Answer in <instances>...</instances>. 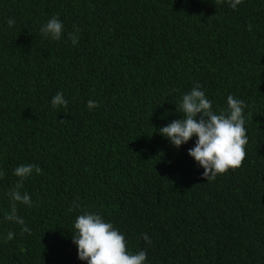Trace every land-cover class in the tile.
I'll return each instance as SVG.
<instances>
[{
    "label": "trees",
    "instance_id": "16d2710c",
    "mask_svg": "<svg viewBox=\"0 0 264 264\" xmlns=\"http://www.w3.org/2000/svg\"><path fill=\"white\" fill-rule=\"evenodd\" d=\"M53 16L58 41L40 32ZM197 85L217 114L229 95L247 105L246 158L211 181L188 155L196 137L177 148L158 132ZM28 164L42 169L17 203L30 235L4 219ZM0 171V264H87L83 212L145 264H264V0H0Z\"/></svg>",
    "mask_w": 264,
    "mask_h": 264
},
{
    "label": "clouds",
    "instance_id": "9594fccd",
    "mask_svg": "<svg viewBox=\"0 0 264 264\" xmlns=\"http://www.w3.org/2000/svg\"><path fill=\"white\" fill-rule=\"evenodd\" d=\"M223 0H215L216 4ZM232 9H236L243 0H227ZM16 21L12 18L7 20L9 28ZM252 26H248L251 31ZM64 25L62 21L53 16L40 29L45 39L58 41L61 39ZM80 30L77 28L69 34L73 45L78 43L76 35ZM88 107H98L95 101L89 100ZM51 105L54 108L67 107L68 101L62 92H57L52 98ZM247 105L243 100L236 99L232 95L227 97V109L219 114L213 111L212 102L200 90V86L193 87L182 96L178 105V111L182 118L173 120L167 126L158 129L161 136L166 137L174 147L186 144L196 137L194 147L188 150L200 167L204 169L203 178L207 181L215 180L218 175L226 174L230 169L236 170L241 167L246 158V145L248 143L247 130L245 127L244 108ZM35 172L40 174L42 169L33 164L21 165L14 169L13 174L18 177L15 185L10 188V212L4 217L6 221L14 222L21 226L22 233L31 234L25 226L24 220L17 215V203L31 206V198L26 192H22L23 181ZM4 173L0 171V179ZM78 201V198H77ZM78 207L76 201L70 206L69 211ZM73 243L77 246L78 258L87 264H145L147 252L139 251L136 254L127 249V241L118 229L111 223L106 222L101 215L92 212H83L74 221ZM14 233L8 232L6 241L13 239ZM143 239L151 245L147 234Z\"/></svg>",
    "mask_w": 264,
    "mask_h": 264
}]
</instances>
